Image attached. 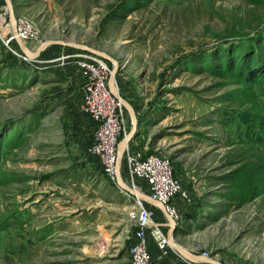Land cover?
I'll list each match as a JSON object with an SVG mask.
<instances>
[{
  "label": "rangeland",
  "instance_id": "1",
  "mask_svg": "<svg viewBox=\"0 0 264 264\" xmlns=\"http://www.w3.org/2000/svg\"><path fill=\"white\" fill-rule=\"evenodd\" d=\"M12 2L29 51L68 44L30 59L6 42L0 0V264H123L113 249L134 243L135 195L84 149L92 124L79 57L68 56L113 63L80 46L118 62V92L138 120L129 143L171 161L189 197L170 202L175 234L224 264H264V0ZM123 154L124 182L143 191Z\"/></svg>",
  "mask_w": 264,
  "mask_h": 264
},
{
  "label": "built area",
  "instance_id": "2",
  "mask_svg": "<svg viewBox=\"0 0 264 264\" xmlns=\"http://www.w3.org/2000/svg\"><path fill=\"white\" fill-rule=\"evenodd\" d=\"M18 34L20 38L23 37L20 29ZM10 39L13 38L6 42ZM73 56L79 57L76 63L83 80L80 109L92 124L86 150L96 158L101 169L114 179L118 145L125 132L123 107L108 86L111 71L105 62L91 54H71L68 57ZM123 159L127 175L133 180H143L147 185L146 192L160 201L170 216L178 222L180 217L177 209L170 202L178 195L187 202L189 197L182 191L171 161L154 154H146L134 148L131 143L126 146ZM133 208L136 211L131 214L135 228L134 243L132 247L129 246L130 264H152L148 240L151 238L156 248L166 254L169 249L166 235L161 228L150 225L152 212L141 199L133 197Z\"/></svg>",
  "mask_w": 264,
  "mask_h": 264
},
{
  "label": "water",
  "instance_id": "3",
  "mask_svg": "<svg viewBox=\"0 0 264 264\" xmlns=\"http://www.w3.org/2000/svg\"><path fill=\"white\" fill-rule=\"evenodd\" d=\"M4 2H5L6 11H7L8 21H9L10 26H11V37L16 42L20 51L23 54L27 55L29 58L37 57L40 54V52L44 49V47H46L48 44H51L52 42L56 43V44H61V45L68 44V42H64V41H43L39 44V46L36 48V50L34 52L29 51L27 49L26 45L23 43L22 39L20 38L19 34H18L17 16H16V13L14 10V5H13L12 0H4ZM80 48L95 52L98 55L102 56L103 58L112 61L113 69H112L110 76H109L108 86H109L110 90L112 91V93L118 98L122 107L126 109V111L129 114L130 120H131L130 130L124 134L123 138L120 140L119 145H118V160L116 162V167H115V176H116V180H117L118 184L122 188H124L128 193L135 195L134 197L139 198V199L144 200V201H147V202H150V203H152V204H154V205H156L162 209V211L165 214L166 220L168 221V229L166 231V239L168 241V244L176 252H178V254H180L183 258H185L191 262H194V263L224 264L220 260H218L217 258H215L213 256L194 253V252L190 251L189 249L185 248L184 246L180 245L175 239V233H176V230H177L179 224L166 211L164 205L160 201L152 198L148 193H146L144 191L136 192L135 190H133V188H130L129 186L126 185V183L124 182V179L121 175V172H120L119 160H120L126 146L130 142V140L135 137V132H136L138 120L136 118L134 108L126 99L121 97L119 92H118V89L116 86V80H115V72L118 68V64H117L118 62L114 59L109 58L107 55H105L99 51H96L92 48L85 47V46H80Z\"/></svg>",
  "mask_w": 264,
  "mask_h": 264
},
{
  "label": "crops",
  "instance_id": "4",
  "mask_svg": "<svg viewBox=\"0 0 264 264\" xmlns=\"http://www.w3.org/2000/svg\"><path fill=\"white\" fill-rule=\"evenodd\" d=\"M90 131H89V133H90ZM84 149H86V147ZM124 174H127L126 173V168L124 170ZM145 188H147V185L144 182V183H142V190L144 192H146ZM129 199H131L130 201H131V203L133 205V196H130ZM178 201H179V199H178ZM144 204L152 212L150 225L151 226L152 225H158L163 230V232L166 233V231L168 229V221L166 220L165 214L162 211V209L160 207L150 203V202H147V201H144ZM183 221H185V219ZM185 235H186L185 233H182V234H179V235L175 234L176 241L180 245L184 246L185 248L189 249L190 251H192L194 253L203 254L202 251L197 250L195 247L185 243V241L182 239L183 238L182 236H185ZM148 250H149V253H150L151 258H152V264H205V263H194V262H191V261L183 258L180 254H178V252H176L171 247H169V249H168L166 254H162L156 248V246H155L154 242L151 240V238H149V240H148ZM114 252H115V254H114ZM112 254L114 255L115 258H117V260H122L123 264H128L129 248L127 250V247L125 246V244L117 245L116 248L113 249V253ZM215 258H217V257H215Z\"/></svg>",
  "mask_w": 264,
  "mask_h": 264
},
{
  "label": "trees",
  "instance_id": "5",
  "mask_svg": "<svg viewBox=\"0 0 264 264\" xmlns=\"http://www.w3.org/2000/svg\"><path fill=\"white\" fill-rule=\"evenodd\" d=\"M262 25V24H261ZM261 25H259L258 27H260ZM253 29H257V28H253ZM264 33V30H261L260 31V33ZM15 42V41H14ZM13 42V43H14ZM228 48H230V44H228V43H224V44H221V46H219L218 48H217V51L215 52L216 53V55H217V60L218 61H220V63L222 64V56H223V54H225L226 52H227V50H228ZM214 53V54H215ZM230 54V53H229ZM234 58H236V57H234ZM234 58H232L234 61H236V62H239L238 61V59H234ZM231 193V192H230ZM227 195H231V194H227ZM220 197H222V196H220ZM238 196H236V195H233V196H231V199H236ZM222 210V209H221ZM196 212V211H195ZM191 213V214H190ZM189 214V217L190 216H192L193 218H195L194 216H195V213H194V211L193 212H190Z\"/></svg>",
  "mask_w": 264,
  "mask_h": 264
},
{
  "label": "bare ground",
  "instance_id": "6",
  "mask_svg": "<svg viewBox=\"0 0 264 264\" xmlns=\"http://www.w3.org/2000/svg\"><path fill=\"white\" fill-rule=\"evenodd\" d=\"M31 59V58H30ZM133 190H135L136 192H138L139 190L138 189H136V188H133Z\"/></svg>",
  "mask_w": 264,
  "mask_h": 264
}]
</instances>
